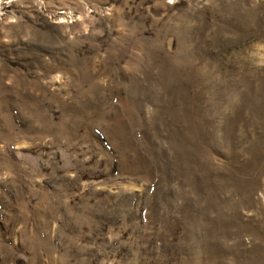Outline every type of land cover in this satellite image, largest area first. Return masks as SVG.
<instances>
[{"label": "rangeland", "instance_id": "obj_1", "mask_svg": "<svg viewBox=\"0 0 264 264\" xmlns=\"http://www.w3.org/2000/svg\"><path fill=\"white\" fill-rule=\"evenodd\" d=\"M0 264H264V0H0Z\"/></svg>", "mask_w": 264, "mask_h": 264}]
</instances>
